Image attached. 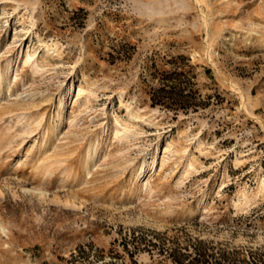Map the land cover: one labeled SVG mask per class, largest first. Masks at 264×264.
<instances>
[{"label":"rangeland","instance_id":"obj_1","mask_svg":"<svg viewBox=\"0 0 264 264\" xmlns=\"http://www.w3.org/2000/svg\"><path fill=\"white\" fill-rule=\"evenodd\" d=\"M197 248L264 264V0H0V264Z\"/></svg>","mask_w":264,"mask_h":264},{"label":"trees","instance_id":"obj_2","mask_svg":"<svg viewBox=\"0 0 264 264\" xmlns=\"http://www.w3.org/2000/svg\"><path fill=\"white\" fill-rule=\"evenodd\" d=\"M218 254V255H216ZM259 260L250 253L248 259L241 260L242 264H255ZM227 261H231L228 256L222 253L220 250L215 252H207L205 249L197 248L193 254H189L186 260L177 262L178 264H228Z\"/></svg>","mask_w":264,"mask_h":264},{"label":"bare ground","instance_id":"obj_3","mask_svg":"<svg viewBox=\"0 0 264 264\" xmlns=\"http://www.w3.org/2000/svg\"><path fill=\"white\" fill-rule=\"evenodd\" d=\"M81 91V90H80ZM79 91V92H80ZM58 125V123L57 124H55V126L54 127H56ZM57 128H58V126H57ZM53 130V129H52ZM51 130V131H52ZM54 131H56V129L54 130ZM52 133V132H51ZM48 136V135H47ZM48 138V137H47ZM46 138V139H47ZM44 139H45V137H44ZM50 139V138H49ZM46 141V140H45ZM95 154H96V149L95 150H93V151H91L90 153H88L86 156H85V158L82 160V164H86L87 162L89 163V161L91 160L92 161V159H93V161H94V156H95ZM99 156V155H98ZM97 157V156H96ZM98 158V157H97ZM96 159V158H95ZM79 162V161H78ZM80 163V162H79ZM87 163V164H88ZM78 164V163H77ZM84 166V165H83ZM83 166H81L80 168H82ZM85 167V166H84ZM68 169V168H67ZM75 169V168H74ZM77 169V168H76ZM141 170H142V168L140 169V172H141ZM75 172V174H76V171H74ZM68 173V172H67ZM140 174V173H139ZM262 187V186H261ZM131 195V194H130ZM128 196V195H127ZM126 199V198H125ZM126 201V200H125ZM128 201V200H127Z\"/></svg>","mask_w":264,"mask_h":264}]
</instances>
